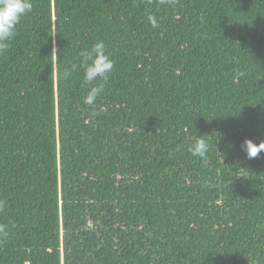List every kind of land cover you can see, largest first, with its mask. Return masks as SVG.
<instances>
[{"label": "trees", "instance_id": "trees-1", "mask_svg": "<svg viewBox=\"0 0 264 264\" xmlns=\"http://www.w3.org/2000/svg\"><path fill=\"white\" fill-rule=\"evenodd\" d=\"M32 3L0 55V264H264V0Z\"/></svg>", "mask_w": 264, "mask_h": 264}, {"label": "clouds", "instance_id": "clouds-1", "mask_svg": "<svg viewBox=\"0 0 264 264\" xmlns=\"http://www.w3.org/2000/svg\"><path fill=\"white\" fill-rule=\"evenodd\" d=\"M159 3L161 5L174 4V0H159ZM32 9V0H0V55L8 51L9 42L15 37L17 26L22 17L30 13ZM147 19L152 28L159 27L160 20L155 14H150ZM80 56L82 57L83 82L87 85H94L87 90L83 102L92 106L103 91V83L94 84V82H103L108 79L114 70V60L107 52L106 45L102 40L95 42L89 50L82 51ZM64 75L67 76L68 73ZM241 147L247 158H256L264 151V141L256 143L251 138H246ZM209 150L210 143L205 135H200L189 147L191 155L201 159H207ZM7 236V227L0 225V238H7Z\"/></svg>", "mask_w": 264, "mask_h": 264}]
</instances>
